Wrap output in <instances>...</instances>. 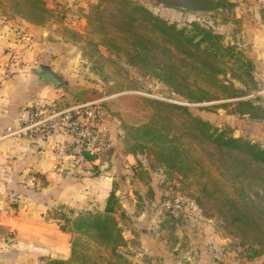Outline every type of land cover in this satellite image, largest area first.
<instances>
[{"label":"trees","instance_id":"obj_1","mask_svg":"<svg viewBox=\"0 0 264 264\" xmlns=\"http://www.w3.org/2000/svg\"><path fill=\"white\" fill-rule=\"evenodd\" d=\"M23 1L31 16L20 18L33 24L49 20L51 8L45 0ZM184 1L185 7L193 11L235 6L230 0ZM163 3L174 4L172 1ZM86 26L96 36L90 41L94 50L103 46L122 56L139 74L158 79L188 102L230 100L212 106L231 107L227 113L243 119H264V106L259 99H238L245 96L246 91L221 78L230 75L255 86L252 58L244 50L225 43L222 35L212 28L197 21L177 27L135 0L90 3ZM58 103L69 105L65 98ZM102 105L120 122L125 134L127 130L132 138L136 132L134 138L143 141L139 145L140 152L128 150L123 151L124 154L133 155L135 159L143 154L141 152L154 154L165 173L174 172L188 182L192 199L199 208L211 209L210 214L224 221L228 234L237 239L248 259L264 253V206L255 204L260 192L264 200V146L248 138L234 137L230 128L213 125L194 115L185 105L137 95L117 96ZM146 143L151 146L145 148ZM79 154L92 164L93 173H99V164L95 161L101 152ZM165 190L164 199L168 197ZM149 193L150 190L147 193L150 196ZM136 195L141 198L140 194ZM120 208L116 188L109 192L102 210L74 212L64 205L58 206L53 215L61 221L60 229L72 234L70 256L48 259L43 264H74V261L138 264L141 260L138 263L133 260L134 252L127 248L116 217ZM163 221L161 225H165ZM172 221L173 226L179 223Z\"/></svg>","mask_w":264,"mask_h":264},{"label":"crops","instance_id":"obj_2","mask_svg":"<svg viewBox=\"0 0 264 264\" xmlns=\"http://www.w3.org/2000/svg\"><path fill=\"white\" fill-rule=\"evenodd\" d=\"M236 2V18L243 19L244 16L252 17L256 6L264 4V0ZM258 24L250 27L248 37L241 41L256 66V79L261 80L264 79V28ZM40 27L0 10V264H43L48 259L69 258L72 234L60 229L61 221L54 217L53 210L60 205L74 212L102 210L113 188H116L121 206L116 217L127 240V248L136 258L143 254L152 257L155 264L179 263L174 255L171 256L172 252L162 237L163 230L157 229L161 221L159 211L152 210L148 214V211H138L135 207L136 193L147 199L148 196H144L148 190L149 202L161 206L156 180L143 181L131 176L135 178L134 188L123 190L117 186L119 180L129 181L128 168H134L135 164L133 155L124 154L115 145L108 154L109 167L103 171L101 163L96 160L99 173L95 174L89 168L92 164L71 148L67 136L28 134L16 137L8 134L7 127H16L19 118L32 104L64 98L61 88L33 74L31 66L14 61L18 56L16 53L28 41L33 48L24 50L23 58H30L33 50L47 48L46 37H43L47 31L40 30ZM242 121L251 134L248 139L258 142V138L264 137V121ZM256 125H261V129L255 128ZM62 147L68 156L58 160L56 152ZM122 156L129 161L128 167ZM117 163L122 166L123 175L114 174ZM199 248L205 249V246L199 245ZM177 249L181 252L185 247L178 245L174 250ZM190 260V264L203 263L201 258Z\"/></svg>","mask_w":264,"mask_h":264},{"label":"rangeland","instance_id":"obj_3","mask_svg":"<svg viewBox=\"0 0 264 264\" xmlns=\"http://www.w3.org/2000/svg\"><path fill=\"white\" fill-rule=\"evenodd\" d=\"M95 1L93 0L92 2ZM135 1L145 5L168 22L176 24L177 27L186 26L191 21H197L210 27L222 35L225 43L233 44L237 49L244 50L246 53L248 52L246 51L247 47L244 46L241 40L248 37L251 31L250 27L259 23L258 25L264 28V4L256 6L255 11L253 10L252 12V17L244 16L245 19H243L240 17L236 18V1L244 3V0H230L235 4L231 9L209 11L188 10L184 5L186 4L184 0ZM163 1H172L174 4L167 5ZM92 2L90 0H45L47 6L51 8L49 20L43 24H30L41 26L40 30L46 29L47 33L43 37H46L47 48L43 49L41 47L40 51L32 49L33 52L31 51L30 58H23L24 50L33 48L32 43L28 41L24 47L20 48L21 51L16 53L18 56L14 57V61L20 65L31 66L32 69L40 64L49 65L53 71L63 78L64 83L58 88H61L64 92L63 96L69 101V104L93 100L104 102L122 95L143 96L148 99L185 105L194 115L209 120L213 125L219 128H230L234 137H250L249 130L243 126V118L235 115L232 118L227 113L231 107L217 108L212 106L213 104L230 100L188 102L158 79L139 74L135 68L125 62L122 56L109 52L103 46H99L97 50H94L90 41L95 39L96 36L91 34L86 26V14L89 10V4ZM0 10L13 18L31 16L23 0H0ZM249 20H251V24H249ZM27 71L29 70L27 69ZM255 71L256 66L253 70L255 86L250 82L240 81L230 75L221 76V78L235 88L246 91V95L238 99L257 98L264 106V79H256ZM110 119L112 128L110 127L109 140L111 144L101 152L103 156L108 155L109 151L113 150V146L115 148V145L122 152L128 150L139 151V145L143 141L139 137L134 138L136 132L131 138L128 136L127 130L126 134L124 133L120 122L116 118L111 116ZM249 121L252 122L254 120ZM263 121L264 119L255 122L261 123ZM260 127L261 125H256L255 128L261 129ZM257 140L260 145L264 146V137ZM146 144L145 148L151 146L150 143ZM141 153L143 154L136 156L134 168L133 166H131L132 169L130 166L128 168L129 181L121 182L119 180L117 186L123 190L134 188L133 182L135 178L132 177H140L143 181L147 179L152 181V178H154L156 183L159 184V201L164 199L162 194L164 189H166L168 197H173L176 192L181 196V207L183 210L178 215L167 213L168 211L164 210L160 203L153 205L149 202L150 198L147 193L144 196H148L147 199L136 198L135 203L138 211L145 210L148 211V214H151L152 210L153 212L159 211L158 215L161 216V221H159V228L157 227V229L161 228L163 230L162 237L172 252L171 256L173 257L174 255L175 259L180 261L177 264H182V262L184 264L189 263L191 262L190 258L193 260L201 258L202 264H262L264 262V253L255 259H248L245 256L243 247L237 243V239L228 234L224 221L210 214L212 212L211 209L206 207L208 210L206 211L198 207L192 199L191 189L186 180L174 172L165 173V168L154 154L150 152ZM122 158L128 167L129 161L124 156ZM98 162H100V159H98ZM83 168L88 172L85 167ZM148 170H151V172L148 173ZM255 204L264 206L261 192L260 198L255 197ZM164 218L167 220L166 222L163 221ZM172 219L179 221V223L173 226L174 222ZM162 221L165 222V225H161L162 223L160 222ZM153 222L152 224H155V221ZM195 244L198 245L195 247ZM178 245L181 248L185 247L182 253L179 249L174 250ZM199 245L205 246V249L199 248ZM133 258L134 261L136 260L135 262L141 260L139 263L137 262L138 264H155L152 261V257H148L146 254H143L140 258H136L134 254ZM74 264H79V262L74 261Z\"/></svg>","mask_w":264,"mask_h":264},{"label":"built area","instance_id":"obj_4","mask_svg":"<svg viewBox=\"0 0 264 264\" xmlns=\"http://www.w3.org/2000/svg\"><path fill=\"white\" fill-rule=\"evenodd\" d=\"M58 102L59 100H42L32 104L19 118L16 127H7L8 134L16 137L28 134L67 136L70 138L71 148L79 153L86 151L99 154L110 146L111 116L102 101L69 105H60ZM66 156L68 154L65 147L57 150L58 160H63ZM181 203V196L177 194L163 199L161 206L173 215H178L183 210Z\"/></svg>","mask_w":264,"mask_h":264},{"label":"water","instance_id":"obj_5","mask_svg":"<svg viewBox=\"0 0 264 264\" xmlns=\"http://www.w3.org/2000/svg\"><path fill=\"white\" fill-rule=\"evenodd\" d=\"M31 72L35 75H37L42 80H45L46 82L50 83L54 87L58 88L63 85L64 80L63 78L58 75L55 71L52 70V68L47 64H40L38 67L33 68ZM101 163V169L104 171L109 167V156L105 155L100 160ZM114 174L117 175H123L124 170L120 163H117V167L114 171Z\"/></svg>","mask_w":264,"mask_h":264}]
</instances>
